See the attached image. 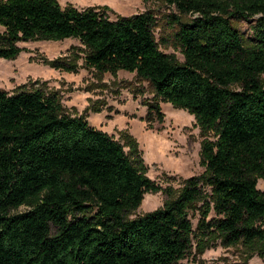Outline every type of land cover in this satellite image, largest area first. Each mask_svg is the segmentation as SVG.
Wrapping results in <instances>:
<instances>
[{
    "label": "trees",
    "instance_id": "obj_1",
    "mask_svg": "<svg viewBox=\"0 0 264 264\" xmlns=\"http://www.w3.org/2000/svg\"><path fill=\"white\" fill-rule=\"evenodd\" d=\"M165 1L177 13L161 42L182 60L160 48L150 11L109 19L94 6L0 0V59L22 42L78 39L70 60L46 62L134 72L151 94L147 123L162 122L160 102L193 116L204 168L130 219L161 191L135 139L123 132L122 144L72 115L45 83L0 87V264H179L215 245L264 256V0Z\"/></svg>",
    "mask_w": 264,
    "mask_h": 264
},
{
    "label": "rangeland",
    "instance_id": "obj_2",
    "mask_svg": "<svg viewBox=\"0 0 264 264\" xmlns=\"http://www.w3.org/2000/svg\"><path fill=\"white\" fill-rule=\"evenodd\" d=\"M58 1L62 6L71 4L79 9L97 7L109 19L150 11L156 17L158 26L154 33L159 42L162 37L171 35L172 27L167 24V15L177 13L165 0ZM235 25L244 34H250L248 22L239 21ZM20 46L23 49L15 59H0L1 88L12 92L45 83L49 90L59 93L62 105L72 115L84 116L92 127L106 132L122 144L123 132L135 139L147 169L146 176L161 191L145 194L143 203L129 216L130 219L162 207L167 199L163 192L165 189L177 190L183 180L203 173L204 168L200 164L203 138L193 116L169 102H160L162 122L152 119L147 123L144 99L151 94L147 84L137 80L134 72L97 73L87 68L82 58L76 60V69L72 71L46 62L59 58L70 60L75 48L80 46L76 38L31 40L20 43ZM160 48L182 60V55L172 45L162 43ZM142 88L145 89L143 94L139 92ZM258 188L263 190L262 181H258ZM25 210L24 206L19 208V211ZM192 223L195 225L196 220ZM248 255L240 246L215 245L200 256H187L179 264H264V256Z\"/></svg>",
    "mask_w": 264,
    "mask_h": 264
}]
</instances>
